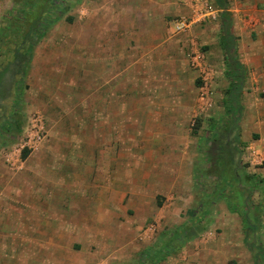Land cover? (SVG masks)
<instances>
[{"label":"rangeland","instance_id":"rangeland-1","mask_svg":"<svg viewBox=\"0 0 264 264\" xmlns=\"http://www.w3.org/2000/svg\"><path fill=\"white\" fill-rule=\"evenodd\" d=\"M15 1L0 0V23ZM63 1L68 11L53 30L74 34L66 43L83 54L64 58L62 71L35 67L20 79L25 81L23 126L15 142L0 150V197L10 200L11 187L15 202L30 182L62 178L64 193L105 192L112 203L122 198L121 209L113 211L120 215L117 249L100 254L89 247V264L114 255L121 246L127 251L122 252L125 259L134 262L148 247L160 245L164 233L186 225L188 209L199 213L195 219L206 224L210 241L224 248L232 243L216 264H264V0H227L236 47L245 34L241 43L246 57L236 48L245 68L238 112H230L226 104L231 83L222 49L221 11L214 0H157L159 16L151 19L156 38L148 43L143 39L141 50L142 64L150 60L156 65L151 70L146 65L130 68L121 82L118 65L110 66L116 70L109 71L108 80H102V70H88L86 50L96 33L93 25L107 22L86 19L87 1L91 6L96 0ZM196 5L204 20L175 30V22L192 19ZM121 20L113 23L120 26ZM112 26L108 23L107 28L115 50L121 42ZM249 45L263 53L254 54ZM125 48L131 54L129 65L134 41ZM196 54L200 67L193 64ZM4 64L0 58V70ZM16 71L9 66L3 76L0 119L8 116ZM247 177L254 178L252 184ZM215 191L218 195L213 196ZM238 192L244 200L239 209L254 228L246 239L240 210H231ZM201 200H212L205 211L199 210ZM167 257L158 264H167Z\"/></svg>","mask_w":264,"mask_h":264},{"label":"crops","instance_id":"crops-1","mask_svg":"<svg viewBox=\"0 0 264 264\" xmlns=\"http://www.w3.org/2000/svg\"><path fill=\"white\" fill-rule=\"evenodd\" d=\"M89 3L87 1L88 13L86 19H95L97 23H99V19H106L107 22L102 23V26L101 23L100 25H93L96 33H94L88 45L90 47L86 50L88 70L92 73L102 70V80H108L110 78L109 71L116 70L113 67L118 65L116 68L119 71L118 78L120 82L121 79L125 80L127 78L125 73L130 68L137 69L146 65L151 70L156 62L147 60L145 65L142 64L141 50L144 47L142 40L146 39V43H148L156 38L157 33L152 27L151 19H157L155 14L158 15L156 13L159 10L158 1L148 0L144 4L142 0H139L138 3H136V0H96L93 1L91 6ZM226 11L228 13L230 11L228 1ZM221 13L222 11L219 18ZM229 16L231 19L230 13ZM162 18L163 14L158 19L162 21ZM117 19H122L120 26L113 23ZM260 20L263 21L260 25L264 30V10ZM108 23H112V30L118 32V39L121 42L119 49H113V40L109 38L110 34H108V31L110 32L107 28ZM160 32H163V29ZM239 35L237 34V36ZM68 36L74 38V34ZM68 36L59 31H54L52 28L34 49L29 72L34 70L35 67L36 70L39 67L46 70L53 67L52 69L55 71H62L65 66L64 58L75 56L78 59L79 55L83 53L66 43ZM243 37L245 38V34L241 35V38ZM241 38L237 39V47L235 41V47L238 54L244 53L246 57L245 45L241 43ZM130 40L134 41L135 50L132 59H129V65H127V59L131 54L127 53L125 46ZM249 46L253 49L251 51L254 54L263 53L257 45ZM262 47L264 48V46ZM152 51L150 54H152ZM114 58H117L115 63H110ZM240 64L242 65L241 62ZM112 65L113 67H110ZM260 70L264 81V66ZM29 72L28 75H30ZM103 82L102 87H105L107 83H105L106 81ZM54 86L52 85L51 88H54ZM156 87L154 86V88ZM46 180L51 179H45V181L38 179V181L30 182L29 187H25L22 197L15 202L12 198L15 199L16 194L14 190L9 191L11 187L7 190L11 193L8 197L10 200L0 197V264H89L87 256L90 253L86 252L89 247H93L96 250L95 253L100 254L103 251L108 253L107 248L110 251L111 248L116 247L117 249L116 245L119 240L117 227L120 224V215L115 214L113 211L121 209L122 198L112 203L113 198L105 192H100L95 196L78 190L64 193L62 191V178H53L51 181ZM78 200L81 204L77 202ZM239 200L241 202L242 198ZM10 202L14 203L11 204ZM204 202L203 200L200 201L199 210H207L210 204L207 203L208 206L201 208ZM139 203V206H142L141 202ZM187 213L189 220L183 227L190 226L192 215L195 219L196 215L199 214L191 209H188ZM172 216H175L173 211ZM158 217L159 213H156L155 220ZM171 220L174 221V217ZM201 225H205L206 229L205 223ZM242 226L244 239H246L247 234H245L244 225ZM137 229L140 231L141 227L138 226ZM207 231H198L196 236H192L184 243L182 250H178L176 255H174V252L173 255L168 256L166 263L201 264L202 260L203 264L219 263L220 253L224 252V249L229 252L228 248L232 246V243L224 244V248L218 241H210L211 234L208 228ZM113 232L116 234H112ZM111 239L115 241L110 243ZM118 248L117 252L113 253L114 255L111 254L114 257L118 255V259L114 257L112 259L111 255L109 258L108 254H105L104 258L97 264H129L131 261L125 259L127 254L124 249L125 246Z\"/></svg>","mask_w":264,"mask_h":264},{"label":"trees","instance_id":"trees-1","mask_svg":"<svg viewBox=\"0 0 264 264\" xmlns=\"http://www.w3.org/2000/svg\"><path fill=\"white\" fill-rule=\"evenodd\" d=\"M216 6L221 9L220 16L222 24V49L227 60V75L230 81V87L227 91L228 110L238 112L239 104L238 93L244 83L245 71L237 59L235 38L231 32V19L227 9V0H215ZM68 11L63 0H16L13 7L7 12V16L0 23V58L5 62L0 70V94L3 88V76L9 66L17 68L16 76L18 79L13 84V92L10 96L11 104L8 116L0 119V150L15 142L17 136L22 130L21 121L22 104L24 100L23 79L28 75L34 49L45 38L47 33L61 21ZM72 19L66 17L65 21ZM227 152V151H226ZM230 151L228 150V154ZM248 179V177H247ZM254 178L249 177L248 182L253 183ZM218 195V191L213 196ZM236 201H233L235 207L231 210H241L244 201L241 192L235 194ZM212 201V200H211ZM210 201V202H211ZM202 203V207L208 206ZM245 234L248 231H254L250 225L248 216L242 215ZM190 226L180 227L164 233V241L160 245H153L142 251L134 262L129 264H158L165 260L170 254L180 250L184 243L197 232L205 230V225L198 223V220L191 217ZM197 231V232H195ZM254 245H251V248ZM260 254L262 251L259 252Z\"/></svg>","mask_w":264,"mask_h":264},{"label":"built area","instance_id":"built-area-1","mask_svg":"<svg viewBox=\"0 0 264 264\" xmlns=\"http://www.w3.org/2000/svg\"><path fill=\"white\" fill-rule=\"evenodd\" d=\"M205 4V3H204ZM198 5L194 6L193 9H192V19L187 21V20H182V21H179V22H175V30L176 29H180L181 27H189L191 26L192 23L196 22V21H199V20H204V16L203 13H200L198 10ZM193 64L196 66V67H200V57L199 55H195L194 59H193ZM35 121V120H34ZM37 122V121H36ZM34 128H37V123L35 124ZM152 229L149 227L147 228V232H150Z\"/></svg>","mask_w":264,"mask_h":264}]
</instances>
